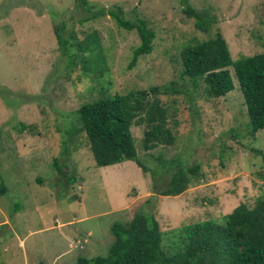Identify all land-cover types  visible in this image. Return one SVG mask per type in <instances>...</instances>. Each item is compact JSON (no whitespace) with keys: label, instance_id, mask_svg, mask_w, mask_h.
Instances as JSON below:
<instances>
[{"label":"rangeland","instance_id":"374dc122","mask_svg":"<svg viewBox=\"0 0 264 264\" xmlns=\"http://www.w3.org/2000/svg\"><path fill=\"white\" fill-rule=\"evenodd\" d=\"M261 1L190 0L216 19L203 33L181 0H89L96 9L121 7L126 19H142L154 30L152 53L129 70L141 44L137 30L122 29L109 16L85 22L88 13L77 0H0V186L7 187L0 196V264H77L79 257L107 256L113 224H127L141 210L158 211L164 247L173 251L184 227L220 222L239 204H256L264 195V130L256 140L249 135L234 69L235 90L211 98L203 82L194 90L182 80L181 52L220 32L234 60L264 53ZM57 31L65 38L75 32L79 40L98 31L107 67L101 77L84 76L80 64L66 67ZM171 82L181 93L159 99L169 108L176 142L147 151V125L132 126L138 158L159 172L154 177L134 161L98 167L84 133L69 139L84 103ZM55 160L65 175H58ZM172 162L199 165L202 177L181 196L163 197ZM72 175L74 184L66 179Z\"/></svg>","mask_w":264,"mask_h":264},{"label":"trees","instance_id":"16d2710c","mask_svg":"<svg viewBox=\"0 0 264 264\" xmlns=\"http://www.w3.org/2000/svg\"><path fill=\"white\" fill-rule=\"evenodd\" d=\"M181 3L183 13L194 19L195 27L209 33L216 22L212 13L195 9L190 0H181ZM76 5L87 11L85 22L109 16L120 28L139 32L141 44L133 50L129 70L136 66L141 56L152 53L156 34L144 20L126 19L121 7L96 9L89 0H77ZM260 11L264 18V0L260 3ZM56 38L66 67L71 71L80 64L84 76L93 73L101 77L107 69L98 31L88 34L84 40H79L75 32L65 38L57 31ZM181 60L182 80L189 84L188 88L197 90L203 82L206 95L215 99L235 90L230 72L231 67L234 69L247 108L249 135L256 140V134L264 130V53L234 60L226 39L219 32L213 38L186 46ZM172 93H181L174 82L84 103L76 112L77 125L67 130L69 139L84 133L85 145L90 148L98 167L134 161L144 173L152 172L154 177L159 172L150 170L138 158L132 126L147 125L144 134L147 151L158 146H172L177 135L168 124L169 108L159 99V96ZM73 148L77 151L80 145ZM65 154H70L68 147H65ZM174 163L169 166L165 163L174 173L160 192L163 197L181 196L202 177L199 165L186 167ZM54 165L59 176L65 175L58 160ZM167 168L160 167L159 171ZM66 179L70 184L76 182L75 175ZM6 193L7 187L2 183L0 196ZM112 233L114 242L107 256L79 257L77 264H264V195L253 207L239 204L220 222L206 220L184 227L182 244L173 251L164 247L158 211L155 215L141 210L129 223L113 224Z\"/></svg>","mask_w":264,"mask_h":264}]
</instances>
